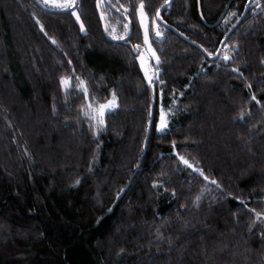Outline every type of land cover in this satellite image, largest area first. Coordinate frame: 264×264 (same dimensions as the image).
Here are the masks:
<instances>
[{
  "label": "trees",
  "instance_id": "1",
  "mask_svg": "<svg viewBox=\"0 0 264 264\" xmlns=\"http://www.w3.org/2000/svg\"><path fill=\"white\" fill-rule=\"evenodd\" d=\"M263 216L264 0H0V264H264Z\"/></svg>",
  "mask_w": 264,
  "mask_h": 264
},
{
  "label": "rangeland",
  "instance_id": "2",
  "mask_svg": "<svg viewBox=\"0 0 264 264\" xmlns=\"http://www.w3.org/2000/svg\"><path fill=\"white\" fill-rule=\"evenodd\" d=\"M44 4L54 7V8H61L59 6H57L59 3L63 2V0H56V2L54 3L53 0H47V3L45 2V0H41ZM139 20L141 23V16H140V12H139ZM148 19L145 17L144 22L141 23V27H142V31H143V36L145 37V27H147V32H148ZM149 33H148V43H145V39H144V47L140 48V52L138 55V62L141 68L142 73L145 76L146 81L149 83V77H151V83L154 82V80L157 78V64H158V60L156 59L157 57V53L155 52V50L151 47V50L155 52V56L152 55V52L149 51ZM143 59V66L141 63V60ZM147 71V75L145 74V72ZM114 99V98H113ZM111 99V100H113ZM115 100V99H114ZM117 107V102L115 100V103L113 106L106 108L104 111V115L108 112L113 111L115 108ZM163 111L164 113V119H163V126L162 127H158V125H160L162 123L161 120V112ZM171 111L169 108H165L163 106H161L159 108V121L157 123L156 126V130L159 132H164L167 128H168V123H169V119H170V114ZM96 114L94 112H92L91 110H89V114H86L87 118L91 121V123L94 125V127L97 129H99L101 127V125H99L97 123V120L99 119V117L97 116L96 119L93 118V116H95ZM104 115H103V119H104ZM184 163V161H183ZM185 165L189 166L192 168V166L190 164H186ZM262 222L264 223V216L261 218Z\"/></svg>",
  "mask_w": 264,
  "mask_h": 264
},
{
  "label": "snow or ice",
  "instance_id": "3",
  "mask_svg": "<svg viewBox=\"0 0 264 264\" xmlns=\"http://www.w3.org/2000/svg\"><path fill=\"white\" fill-rule=\"evenodd\" d=\"M45 2L47 3V0H45ZM53 2L55 3L56 0H53ZM74 3V0H63V2L59 3L57 6L59 7H62V8H68V7H71V4ZM139 12H140V16H141V23L144 22V19L146 17V13L144 12V5H143V2H141V5H140V8H139ZM75 14V13H73ZM157 16H159V10H157V13H156ZM77 19H79V17L77 16ZM81 28L83 30V25H81ZM125 28H127V25H125ZM160 33L157 32V35H159ZM145 43L147 44L148 43V32H147V27H145ZM55 42V41H53ZM138 47V46H137ZM149 51L152 52V55L155 56V52L151 50V46L149 45ZM205 51H207L205 49ZM209 55H212L213 53H208ZM225 59H228L227 55H225L224 57ZM156 59L158 60L159 57H156ZM70 63V62H69ZM141 63H142V66H143V59L141 60ZM145 74L147 75V71L145 72ZM149 79V83H151V77L148 78ZM70 80L69 77H61V83L62 84H66L68 83ZM77 80H79V84H78V87H81L83 86V92H84V95L85 97L87 98L88 97V90H87V87L85 85V82L83 80H80L79 77H77ZM115 103V100H109V101H106L104 103H99L97 102L96 105H94L92 102H89L86 106L82 105V109L84 110L85 114H89V110H91L92 112H94L96 115L93 116L94 119H96V117L98 116L99 119L97 120V123L99 125H103L104 124V120H103V115H104V111L106 108H109L111 106H113ZM163 119H164V113L163 111L161 112V120H162V123L160 125H158V127H162L163 126ZM181 160L184 161V163H188L187 160L184 159V157H181ZM197 171H200L199 169H197ZM201 174L203 175V173L201 172ZM205 179L207 180L208 177L205 176ZM197 199H199V197H197ZM261 214L260 213H257V216H260Z\"/></svg>",
  "mask_w": 264,
  "mask_h": 264
},
{
  "label": "water",
  "instance_id": "4",
  "mask_svg": "<svg viewBox=\"0 0 264 264\" xmlns=\"http://www.w3.org/2000/svg\"><path fill=\"white\" fill-rule=\"evenodd\" d=\"M33 1H35V3L39 7H41L42 9H44L46 11H49V12H67V11H72L75 8L76 3H77V0H74V3H73V5L70 8H65V9H61V10H55V9H50V8H47V7L43 6L38 0H33ZM131 32H132V27L130 25L129 34L123 40H127L131 36ZM207 57H208V59L213 61V60H215L217 58V54H215L214 56H207Z\"/></svg>",
  "mask_w": 264,
  "mask_h": 264
}]
</instances>
